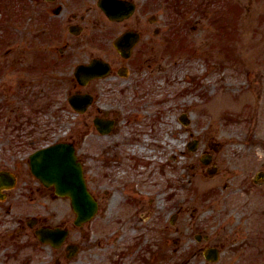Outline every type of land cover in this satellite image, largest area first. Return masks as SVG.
Listing matches in <instances>:
<instances>
[{
  "label": "rangeland",
  "instance_id": "obj_1",
  "mask_svg": "<svg viewBox=\"0 0 264 264\" xmlns=\"http://www.w3.org/2000/svg\"><path fill=\"white\" fill-rule=\"evenodd\" d=\"M4 1L9 3L0 6V41L6 38L0 44V157L72 135L88 187L99 198L98 214L78 238V253L64 264H264V253L249 258L252 242L239 251L246 257H236L231 249L239 245L232 240L218 262L208 263L199 255L205 243L195 240L196 234L209 236L212 246L235 225L264 224V182L248 192L241 180L264 171V0H205L204 16L195 10L200 0H192L190 24L181 33L186 53L163 54L159 62L169 63L167 70L161 66L151 78L147 72L137 88L107 80V88L116 82L118 90L128 88L124 94L113 89L105 101L120 113L119 131L107 135L90 121L96 113L68 111L63 95L50 88L43 97L31 91L23 72L24 8L17 0ZM136 140L137 147L131 144ZM196 140L197 150L189 152ZM205 151L222 178L208 177L199 159ZM107 192L114 204L107 203ZM236 208L240 221L233 216Z\"/></svg>",
  "mask_w": 264,
  "mask_h": 264
},
{
  "label": "flooded vegetation",
  "instance_id": "obj_2",
  "mask_svg": "<svg viewBox=\"0 0 264 264\" xmlns=\"http://www.w3.org/2000/svg\"><path fill=\"white\" fill-rule=\"evenodd\" d=\"M17 1L24 8L23 72L26 84L41 97L48 88L56 91L58 98L63 95L65 108L74 113L71 104L81 107L85 100H89L83 114L90 117V113H96L90 121L94 124L98 119L109 125L108 134L119 131V122L115 118L120 113L115 108L108 109L105 101L112 97L113 89L124 94L128 88L118 90L117 82L107 88V80H119L122 84L129 83V88L133 85L137 88L146 81L143 76L147 72V78H151L161 66L165 72V65L169 63L162 65L159 57L166 54L167 58L169 55L172 58L188 50L181 33L190 24L191 7L195 5L192 0ZM197 2L195 10L204 16L205 0ZM66 141L77 146L72 135ZM131 144L137 147L138 141H131ZM43 146L33 150L30 147L27 154L26 150L13 152L8 159L0 157V264H64L65 260L70 261L74 249H80L79 236L81 239L85 237L84 226L89 222L77 224L69 199L56 195L53 187L42 185L33 175L30 154ZM207 146L212 148L210 143ZM201 156L208 161V165H204L199 156L205 172L215 173L208 177L222 178V171L212 161V155L205 151ZM241 180L242 184L247 183L243 190L249 192L264 182V171H257L250 181L247 176H242ZM150 183L151 191L153 180ZM89 190L99 211L96 191ZM128 191L132 192H126L129 197L134 194L130 188ZM145 192L139 191L143 196L147 195ZM107 195V203L114 204L112 192ZM148 201H152L151 197ZM128 202L135 204L131 199ZM238 212L236 208L233 216L236 217ZM241 224L235 225L223 237L221 235L219 243L212 246L208 244L209 236L196 234L195 240L205 243L199 252L203 260L208 262L203 256L206 249H217L221 258L231 240L239 245L237 249H231L236 257H246L239 251L245 250L243 247H248L250 242L255 253H250L249 258L262 256L264 224L258 230L252 229L251 224L248 227ZM64 231L65 238L62 236ZM136 259L141 260L140 256Z\"/></svg>",
  "mask_w": 264,
  "mask_h": 264
},
{
  "label": "water",
  "instance_id": "obj_3",
  "mask_svg": "<svg viewBox=\"0 0 264 264\" xmlns=\"http://www.w3.org/2000/svg\"><path fill=\"white\" fill-rule=\"evenodd\" d=\"M83 104L86 106L88 101ZM73 107L79 112H83L85 108L74 105ZM182 121L187 123L185 118ZM95 123L97 131L107 134L109 125H102L98 120ZM196 144L192 143L189 149L194 151ZM32 158L33 173L44 185L54 186L57 195L67 196L70 199V204L81 222L94 215L97 205L87 191L81 165L77 162L74 149L70 144L51 145L37 151ZM204 255L209 261L218 260L217 250L207 249Z\"/></svg>",
  "mask_w": 264,
  "mask_h": 264
},
{
  "label": "bare ground",
  "instance_id": "obj_4",
  "mask_svg": "<svg viewBox=\"0 0 264 264\" xmlns=\"http://www.w3.org/2000/svg\"><path fill=\"white\" fill-rule=\"evenodd\" d=\"M224 100H227L226 98H222V102L224 101ZM166 140L169 142V143H172V139L170 138V133L168 132V134L166 135ZM178 143V141H176V144Z\"/></svg>",
  "mask_w": 264,
  "mask_h": 264
}]
</instances>
